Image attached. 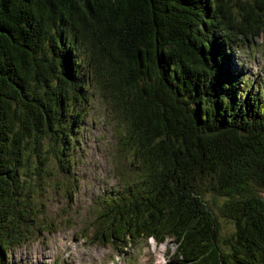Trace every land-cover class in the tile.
<instances>
[{
    "label": "trees",
    "instance_id": "1",
    "mask_svg": "<svg viewBox=\"0 0 264 264\" xmlns=\"http://www.w3.org/2000/svg\"><path fill=\"white\" fill-rule=\"evenodd\" d=\"M256 36L264 0H0V264L41 231L32 194L68 160L89 86L125 124L95 242L172 236L174 264H264V87L229 47Z\"/></svg>",
    "mask_w": 264,
    "mask_h": 264
},
{
    "label": "rangeland",
    "instance_id": "2",
    "mask_svg": "<svg viewBox=\"0 0 264 264\" xmlns=\"http://www.w3.org/2000/svg\"><path fill=\"white\" fill-rule=\"evenodd\" d=\"M215 40L220 45V39ZM229 47L231 67H240L242 77L248 81L246 86L254 80L252 92L254 82L264 80V39L256 36L230 43ZM88 92L87 114L77 127L72 148L64 155L69 161L63 160L62 168L49 165L48 169L53 167L49 169L52 176L32 194L44 203L41 231L37 237L8 250L7 264H109L116 253L124 257V264H133V252L143 239L124 248V252H117L111 245L96 243L92 236L90 222L97 209L104 199L121 189L113 165L116 130L122 131L125 124L122 121L116 127L113 105L99 98L93 86L88 87ZM49 161L45 159L46 163ZM120 163L126 165L124 159ZM204 198L216 213L222 236L227 237L232 225L218 214L220 201L213 200L210 194Z\"/></svg>",
    "mask_w": 264,
    "mask_h": 264
},
{
    "label": "clouds",
    "instance_id": "3",
    "mask_svg": "<svg viewBox=\"0 0 264 264\" xmlns=\"http://www.w3.org/2000/svg\"><path fill=\"white\" fill-rule=\"evenodd\" d=\"M178 248L179 244L172 236L157 240L155 236L149 235L135 248L133 264H170L171 256ZM109 264H124V257L118 253L112 254Z\"/></svg>",
    "mask_w": 264,
    "mask_h": 264
}]
</instances>
